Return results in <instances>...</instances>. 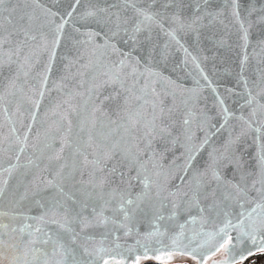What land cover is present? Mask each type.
I'll return each mask as SVG.
<instances>
[{
  "label": "water",
  "instance_id": "obj_1",
  "mask_svg": "<svg viewBox=\"0 0 264 264\" xmlns=\"http://www.w3.org/2000/svg\"><path fill=\"white\" fill-rule=\"evenodd\" d=\"M133 2L137 8L166 16L179 12L183 17H189L195 8L194 0H156L151 7L150 0ZM73 3L74 0H4L0 5V186L4 187L0 194V239L4 242L0 246V264H24L23 246L15 252L10 245L21 237L20 229L25 224L35 223L25 220L24 214H40L39 209L30 207L29 201L18 204L20 195L26 188L30 192L43 189L41 195H51L54 190L46 187V181L61 169L62 174H71L72 177L64 181L65 191H90L94 198L90 203H97L95 198L102 195L104 200H111V204L104 212L108 217L106 224L94 221L92 226L83 230L80 225H74L75 232L65 236V251L50 256L48 264H57V261L63 264H104L105 260L108 264L149 261L164 264L181 256L194 259L197 264H205L207 260L208 264H239L264 252V227L261 226L264 189L257 175L258 133L254 131L260 126L259 122L253 123L249 129L247 124L228 117L227 127L204 144L187 173L184 171L187 157L190 151L200 148L205 131L197 130L198 120L189 125L183 123L189 110L199 116L203 109L215 117L212 123L218 127L224 121L216 115L223 108L217 103V97H228L227 88L243 93V83H237L241 77L253 89L254 95L259 91L255 82L264 76V0H237L239 15L248 28L246 47L240 26L232 16L230 0H208L206 5L209 11H223L221 19L228 24L227 29L216 22L200 28L198 38L195 33L176 34L187 48L188 55L155 24L151 25L150 33L146 30L139 35L141 46L132 51V55L140 58L143 64L147 50L155 46L151 67L167 78H149V89L155 87L157 95L149 93L145 98L147 103L130 97L127 105L135 109L143 104L140 111L147 119L160 116V108L164 109V115L156 123L167 127V131L156 135L150 146L142 126L133 133L134 139L125 134L122 117L125 116L128 93L118 85L105 83L108 77L104 73L121 56L111 49L101 55V50L92 44H73L74 40L82 39L73 26L81 31L100 30L90 22L91 18L87 24L81 21L80 17L87 10L108 8L109 12H119L122 17L130 18V27L138 19L135 9L126 0H80L73 16L68 18L67 12ZM51 12L58 15L52 17ZM61 17L67 18L68 23L41 97V84L53 39L47 22L54 19L59 23ZM163 23L165 29L172 27L168 19ZM149 35L150 40L147 39ZM222 39L223 44L219 43ZM97 42L102 43V40L97 38ZM114 42L121 52L132 49L131 42L125 44L119 38ZM166 43L169 45L167 54L162 56ZM81 53V58L77 59ZM245 57L247 60L242 67L241 61ZM70 61L74 62L69 67ZM204 75L208 81L202 78ZM153 79L157 81L155 84ZM13 80L15 96L10 95L14 89L9 83ZM196 81L200 82V87ZM144 83L141 77L137 89ZM131 85L132 78H129L125 87ZM192 89L195 91H189ZM236 99V96L227 98L230 111L237 109V104L233 103ZM248 112L245 109L243 115L247 117ZM81 120L84 121L83 131ZM186 129L194 133L191 138ZM206 131L214 132L215 128ZM241 132L244 135L231 145V151L240 158L243 170L252 173L242 185L245 192L238 195L235 189L227 185L217 187L213 181L206 191L215 189V195H209L207 199L201 196L198 206L189 207L190 199L194 201L197 181L207 182V178L200 177L199 173L209 163V153H224L229 134L235 139ZM174 140L177 141L175 144ZM101 141L103 146L111 149V159L106 162L97 148ZM62 145L63 151L60 150ZM129 149L138 160L135 165H130L126 158ZM97 160L99 165L93 163ZM141 164L144 165L141 179L147 176L152 182L150 198L124 219L123 212L113 209L119 206L121 195L125 200H135L136 193L141 191L143 186L132 181L129 194L127 184L130 177L136 176ZM9 167L13 168L11 173L7 171ZM113 167L117 169L116 174L109 172ZM233 171V166L229 165L223 169V174L233 179ZM121 172L125 173L123 179L119 175ZM101 178L105 180L103 188L93 187ZM235 179L238 180L239 176ZM5 180L7 184H3ZM135 207V204L126 205L127 209ZM84 215L91 219V208L85 209ZM34 247L45 246L37 244ZM16 256L19 260H14ZM27 258L31 264H43L44 260L43 257L34 259L32 253Z\"/></svg>",
  "mask_w": 264,
  "mask_h": 264
},
{
  "label": "snow or ice",
  "instance_id": "obj_2",
  "mask_svg": "<svg viewBox=\"0 0 264 264\" xmlns=\"http://www.w3.org/2000/svg\"><path fill=\"white\" fill-rule=\"evenodd\" d=\"M127 3L131 4V6L135 9V15L138 19L135 20L134 23L130 25V18L122 17L119 12L113 13L109 12L108 8H97L94 10H87L80 17L81 21L85 24L89 22V18H91L92 23H95L100 30L95 29H86L81 31L80 28L73 26V30L79 34L82 39L74 40V46H87L92 44L95 46V49L101 50V55L104 52H107L111 49L113 52L118 53L121 56V59L114 64L113 67L109 69V71L105 72L104 75L108 77L105 83H110L112 85H118L121 89H123L128 96L125 97V116L122 117L124 123L122 127L124 128L125 134L129 136L130 139H134L133 133L139 129L141 126L146 130L145 138L148 139V146L151 145L153 139L156 138V135L163 134L167 131V127L159 126L156 121L160 117L164 115V109L160 108V116L153 115L151 119H147L143 116L140 109L143 107V104H140L138 107L133 109L132 107H127L129 103V98H134L135 101L143 103H147L145 99L149 93L153 96L157 95L155 87L149 89L148 80L149 78H159L160 80H166L167 78L162 77L159 72L151 67V62L153 60V51L155 46H152L147 50L145 62L142 64L141 59L138 57H134L132 55V51L141 46V41L139 39V35L144 31H149L152 24H155L157 27L161 29L162 32L165 33L171 40H174L177 45L180 46L188 55V50L185 46L180 42L177 38V33L183 32L184 34L195 33L197 38L199 37L200 28L208 27L216 22L221 24L224 29L228 28V24L225 23L223 17L224 13L222 10L219 11H209L206 7L208 0H194L195 8L193 13L189 17H183L179 12H174L170 16H166L164 13H150L148 9L137 8L136 4L133 0H126ZM156 3V0H150L149 7L152 4ZM232 4V16L235 18V22L239 24L240 31L243 33L242 39L245 41V47L247 46L248 41V28L245 27L244 20L241 19L238 11V3L237 0H230ZM4 4V0H0V5ZM80 4V0H74L72 8L67 12V17L70 18L73 16L76 7ZM115 5H113L114 7ZM167 7V4H165ZM104 13L105 15H100ZM58 14L55 12H51L50 16L55 17ZM159 16L160 19L157 20L156 17ZM164 19H168L172 25L170 29H165ZM207 20V23H205ZM68 23L67 18L61 17V22L57 23L54 19L49 20L47 22V26L50 28L53 39L51 41L52 50L49 56V62L45 66V73L43 75V82L41 84V92L40 96L44 95V84L48 81V72L51 71V66L56 56V50L60 44L62 34L64 31L65 25ZM251 26L249 22V27ZM43 27V26H42ZM97 38L102 40V43L97 42ZM116 38L122 39L125 44L131 42L132 49L129 52H121L114 40ZM31 39H35V37H31ZM147 39H151L149 35ZM219 43L223 44V39L219 41ZM169 45L166 43L164 46V50L162 51V56H166L167 48ZM19 54V49H17V55ZM81 55L77 56V59L81 58ZM195 59V58H194ZM25 60H28V57H25ZM247 57L241 61V65L243 67ZM74 61H70L69 67L71 63ZM0 67H2V62H0ZM27 75V73H25ZM141 77L144 78L145 83L137 89V85ZM129 78H132V85L130 87H125V81ZM205 81H208V77L204 75L202 77ZM153 84L157 81L153 79ZM174 83V82H170ZM238 84L243 83L244 92L239 93L236 92L234 88H227L225 91L228 93V97L236 96L238 99L234 100L233 103L237 104L236 110H229V107L226 103L228 97H217V103L222 105L223 108L216 113L217 116L221 117L224 121L219 124L217 127L212 121L215 119L212 115L209 114L207 110H201L199 116H195L192 114L191 110L186 115L183 123L185 125H189L193 121L198 120L199 123L197 125L198 131H205V139L201 142L200 148L196 149L195 152H191L187 157V162L185 164L184 171L187 173L188 169L191 167L192 161L195 160L196 155L199 151L202 150L204 144H207L212 136L216 135L218 132L224 130L227 127V118L232 117L237 121H241L244 124H247L249 129H252L253 123L259 122L260 126L256 127L254 131L258 133L257 136V175L259 176V183L261 184L262 189H264V76H262L258 81L255 82L256 88L259 91L256 94H253V89L248 87L247 81L241 77L240 80L237 81ZM197 87H200V82L196 81ZM9 87L14 89L10 95L15 96L16 94V84L15 80L10 81ZM53 87H57L55 82L53 83ZM179 87V85H176ZM202 90V89H201ZM195 91V89L189 90ZM213 93L216 92V89L212 88ZM187 103V102H186ZM37 107L39 106V101L36 102ZM245 109H248V116L245 117L243 112ZM171 111V110H169ZM239 112V114H237ZM191 117V119L189 118ZM81 131L84 130V121H80ZM215 128V131H206ZM188 133L189 138H191L194 133L190 129L185 130ZM244 135L241 132L236 136L235 139L231 138V133L229 134V140L226 141L225 152L219 155H215L214 153H209V163L207 164L205 170L199 173L200 177H206L207 182L204 183L201 180L197 181L196 191L193 192V198L189 201V207L198 206L199 198L203 196L204 199H207L209 195H215V189L211 192L206 191L209 185L213 181L216 182L217 187H221L227 185L230 188H233L237 191V194H241L245 192V188L242 185L246 184L248 178L252 176V173L245 172L243 170V164L240 162V158L235 156L231 151V145L237 143L241 136ZM106 139V138H105ZM91 140V136L89 137ZM177 141L174 140L175 144ZM46 147L51 148L52 145H46ZM114 147V146H113ZM97 148L102 152L103 159L105 162L111 159V149L103 146V141L97 143ZM61 151H63V145L61 146ZM23 151V148H21ZM19 154H17L18 156ZM126 158L129 160L130 165H135L138 160L134 153L129 149L126 152ZM85 160L87 161V156H85ZM94 164L99 165L100 161H93ZM229 165L233 166V179H228L223 174V169H226ZM144 165L141 164L139 168H137V174L134 177H130L127 181L129 194L131 192V188L133 187L132 181L139 182L143 187L141 191L136 193L135 200L133 199H124V196L120 197V204L114 211H119L124 213V219H128L129 216L140 209V205L144 203L146 199H149V192L151 189L152 182L149 180L147 176L141 179V169H143ZM13 170L12 167H9L7 171L11 173ZM103 170V169H98ZM117 169L113 167L109 170L111 174H116ZM121 178L123 179L125 173H119ZM159 175V173H157ZM239 176V179L236 180L235 177ZM71 174L64 175L61 171H57L50 179L46 181V187L53 189L51 195L43 196L41 192L43 189H35L33 191H29L27 188L20 195V199L17 201L18 204L29 201L30 207H35L39 209L40 214L37 216H28L24 214L25 220L34 221L35 223H27L21 229V237L10 245V248L19 252L21 250V246L24 249V264H31L28 260L29 253L33 254L34 259H39L43 257V264H48V258L50 256H57L60 253L65 251V236L68 234H73L75 232L74 225H80L81 230L85 227L92 226L93 222L96 221L99 224H106L108 222V217L104 216V212L108 209V206L111 204V200H104L103 196L96 197L95 199L98 201L97 203H90L93 200V195L90 191H65L64 189V181L67 179H71ZM105 180L103 178L100 179L98 185H93V187L99 186L103 188ZM256 181H253V187L255 186ZM3 184H7V181H3ZM4 191V187L0 186V194ZM115 190H113L114 192ZM79 192V196L77 195ZM159 195V192L156 193ZM185 195H187L185 193ZM82 197V198H81ZM112 199H115L113 196ZM135 204V208L127 209L126 205ZM176 205H174L175 207ZM91 208L92 218L90 219L88 216L84 215L85 209ZM203 211V209H201ZM255 212V209L252 210ZM251 215V213H249ZM97 218H102L97 220ZM54 226V229H53ZM123 227V223L120 225ZM261 226L264 227V220L261 221ZM26 234V239L25 235ZM75 236L73 235V240ZM3 240L0 239V246L3 245ZM37 244L44 245L43 248L34 247ZM33 246V247H30ZM103 252V249H100ZM36 253H39L40 256H35ZM14 260H19V256L14 257ZM57 264H63L62 261H57ZM104 264H108L107 260H105Z\"/></svg>",
  "mask_w": 264,
  "mask_h": 264
},
{
  "label": "trees",
  "instance_id": "obj_3",
  "mask_svg": "<svg viewBox=\"0 0 264 264\" xmlns=\"http://www.w3.org/2000/svg\"><path fill=\"white\" fill-rule=\"evenodd\" d=\"M186 260L185 262H181L180 260ZM208 260L205 262V264H208ZM142 264H162V263H155V262H144ZM164 264H197V262L194 259H191L189 257H178V259L174 260L171 263H164ZM239 264H264V252L258 253L253 255L252 257L248 258L242 263Z\"/></svg>",
  "mask_w": 264,
  "mask_h": 264
},
{
  "label": "rangeland",
  "instance_id": "obj_4",
  "mask_svg": "<svg viewBox=\"0 0 264 264\" xmlns=\"http://www.w3.org/2000/svg\"><path fill=\"white\" fill-rule=\"evenodd\" d=\"M178 259V258H177ZM181 262H185L186 260L184 259V260H180Z\"/></svg>",
  "mask_w": 264,
  "mask_h": 264
}]
</instances>
